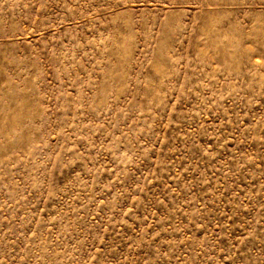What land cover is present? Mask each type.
Masks as SVG:
<instances>
[{
    "label": "rangeland",
    "instance_id": "rangeland-1",
    "mask_svg": "<svg viewBox=\"0 0 264 264\" xmlns=\"http://www.w3.org/2000/svg\"><path fill=\"white\" fill-rule=\"evenodd\" d=\"M0 264H264V0H0Z\"/></svg>",
    "mask_w": 264,
    "mask_h": 264
}]
</instances>
